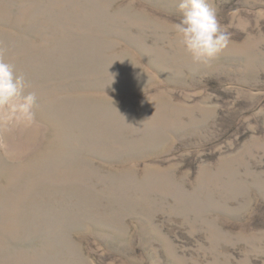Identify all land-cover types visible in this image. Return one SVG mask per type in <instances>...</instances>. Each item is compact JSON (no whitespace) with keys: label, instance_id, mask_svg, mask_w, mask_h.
I'll use <instances>...</instances> for the list:
<instances>
[{"label":"rangeland","instance_id":"374dc122","mask_svg":"<svg viewBox=\"0 0 264 264\" xmlns=\"http://www.w3.org/2000/svg\"><path fill=\"white\" fill-rule=\"evenodd\" d=\"M194 63L175 0H0L36 94L0 123V264H264V0H209Z\"/></svg>","mask_w":264,"mask_h":264},{"label":"clouds","instance_id":"9594fccd","mask_svg":"<svg viewBox=\"0 0 264 264\" xmlns=\"http://www.w3.org/2000/svg\"><path fill=\"white\" fill-rule=\"evenodd\" d=\"M180 13L172 25L177 43L194 63H208L230 44L229 33L221 26L209 0H175ZM25 78L15 66L0 58V123L31 124L36 94L25 92Z\"/></svg>","mask_w":264,"mask_h":264}]
</instances>
